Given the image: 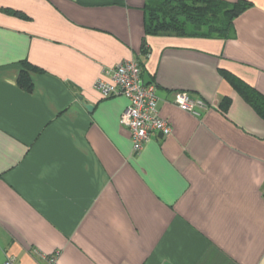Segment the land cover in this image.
I'll return each instance as SVG.
<instances>
[{"label": "crops", "instance_id": "crops-1", "mask_svg": "<svg viewBox=\"0 0 264 264\" xmlns=\"http://www.w3.org/2000/svg\"><path fill=\"white\" fill-rule=\"evenodd\" d=\"M149 1L0 0V264H264V119L220 72L264 95V0L228 39L147 35ZM132 59L173 127L138 152L128 99L93 87ZM178 90L209 108L180 109Z\"/></svg>", "mask_w": 264, "mask_h": 264}, {"label": "trees", "instance_id": "trees-1", "mask_svg": "<svg viewBox=\"0 0 264 264\" xmlns=\"http://www.w3.org/2000/svg\"><path fill=\"white\" fill-rule=\"evenodd\" d=\"M253 6L248 0L228 2L226 0H150L144 8L145 33L147 35H170L182 37H205L228 39L235 36V19ZM7 13L26 18L21 12L4 9ZM143 55L149 54L146 44ZM41 69L24 60L18 76V85L26 92H32L34 81L32 72ZM223 77L239 95L264 119V95L253 86L221 69ZM230 98L220 103L223 112H227Z\"/></svg>", "mask_w": 264, "mask_h": 264}, {"label": "built area", "instance_id": "built-area-1", "mask_svg": "<svg viewBox=\"0 0 264 264\" xmlns=\"http://www.w3.org/2000/svg\"><path fill=\"white\" fill-rule=\"evenodd\" d=\"M93 87L105 98L123 95L129 103L121 116V124L131 135L133 150L140 151L152 134L167 137L173 127L169 120L160 115L157 85L143 79V66L140 60H125L103 69L95 79ZM173 102L180 109L201 117L209 104L202 98H195L187 91H175ZM59 252L45 256L46 264H59ZM3 264H18L14 257H8Z\"/></svg>", "mask_w": 264, "mask_h": 264}, {"label": "water", "instance_id": "water-1", "mask_svg": "<svg viewBox=\"0 0 264 264\" xmlns=\"http://www.w3.org/2000/svg\"><path fill=\"white\" fill-rule=\"evenodd\" d=\"M93 107H94V106H93L92 104L87 103V108H88L89 110H92Z\"/></svg>", "mask_w": 264, "mask_h": 264}]
</instances>
